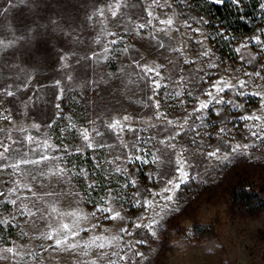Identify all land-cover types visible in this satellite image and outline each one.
<instances>
[{
	"label": "rangeland",
	"instance_id": "374dc122",
	"mask_svg": "<svg viewBox=\"0 0 264 264\" xmlns=\"http://www.w3.org/2000/svg\"><path fill=\"white\" fill-rule=\"evenodd\" d=\"M254 1L241 0L239 6L249 5L255 25L250 30L232 33L219 21L211 23L207 6L213 0H185L183 3L171 0L172 9L161 11H167L169 15L175 12L173 19L180 31H172L170 40L164 33H157L165 41L164 49H159L148 35L150 28L141 30L139 36L122 32V41L112 47L119 49L127 44L128 53L113 52L107 62L98 63L85 58L93 51L99 52L104 43L103 38L101 44L93 43L100 26H89L87 21L92 0H11V3L0 0V9H7L0 15V39L7 42L13 36L25 37L15 46L0 51V88L11 84L15 90L27 83V87L16 92L15 96L0 97L4 101L0 112L10 114L16 126L28 127V133L13 132V138L31 134L39 141L47 140L52 146L47 151L62 157L61 161L49 162L60 163L71 177L70 181L59 184L55 183V177L50 178L51 186L57 192L67 190L59 197V207L78 209L88 215V220L81 221V227L98 226L81 232L76 237L78 241L94 235L120 237L114 241L119 248L104 250L119 255L126 253V261L111 256V259L118 260V264H264V210L241 205L230 195L235 180L247 171L252 172L257 180H264V140H254L250 135L249 126L255 121L241 119L244 115L264 113V95L252 94H264V0H256V8L252 6ZM128 3V14L142 21L137 0H128ZM133 3H137L135 9L131 7ZM53 20L55 25L51 23ZM185 22L191 28L185 27ZM68 31L71 36L64 35ZM184 33H187L186 37ZM73 36L79 39L75 40ZM169 44L182 45L184 55L169 51ZM61 49L75 55L62 62ZM205 50L209 51L208 56L202 55ZM138 58L141 65H164L160 69L162 87L154 99H149L153 96L150 81L141 79L143 73L131 63ZM62 63L69 66L62 67ZM257 72L259 76L255 75ZM221 79L231 81L233 85L240 79L249 83L244 89L226 88L217 94L212 85ZM165 84L167 87H163ZM209 90L214 96L232 103L213 101L205 114L194 112L200 101L211 99L204 94ZM238 91L245 94L237 95ZM155 101L160 102L159 110L154 106ZM217 111L219 115H216ZM160 113L174 122L188 118L187 127L193 122L200 125V135L193 143L194 133L186 130L174 141L177 150L181 145L188 149L185 157L194 165L189 169L192 179L181 186L174 203L160 210L162 219L157 217L160 222L153 229L156 233L153 236L144 227H134L141 216L153 213L151 209L134 206L133 194L139 190L141 201L147 197L163 204L159 197L150 195V192H159L162 183L150 180L148 174L159 171L161 175H172L174 166L171 163L153 164L151 159L153 153L165 161L172 158L170 150L166 153L159 141L176 129L168 126L163 116L156 119ZM124 115L132 118L128 122L130 128L126 127L117 136L105 126V122ZM200 115H204L203 124L196 119ZM34 124L40 125L39 130L31 127ZM12 126L0 119V127L8 129ZM85 128L94 144L103 143L106 147L96 150L85 147L81 134ZM93 128L102 135L96 136ZM220 128L226 129L227 134L218 135ZM235 144L249 147L233 153L231 147ZM133 145L144 151L137 152ZM12 147L27 151L31 157L30 147L35 145L29 146L20 139ZM216 147L221 153H229L228 160L201 154V151ZM76 149H82V152L78 153ZM130 151L143 156L149 163L134 161L122 165L127 168L128 177L137 182L135 187L129 184L125 188L123 185L128 179L115 171L122 163L115 161V157H123ZM108 161L114 162L109 164ZM8 172L0 175V187L4 189L11 187L10 183L4 182L13 179ZM92 181H95V187L90 189L88 184ZM44 185L43 189L37 190H48L49 180H44ZM109 196L114 198L111 206L120 210L124 219L109 220L96 211L98 207L106 206ZM14 211L11 205L0 204L3 216L10 217ZM26 219L19 217L16 227L0 226V246L21 245L25 252L22 260L10 258L0 260V264H87L97 259L99 250L95 248L88 250V256L80 255L82 250L79 248L68 251L57 248L54 241L40 237L41 232L48 231L43 222L33 227L25 223ZM195 222L205 225V231L196 229ZM143 223L147 224L148 220ZM122 228L128 229L131 235L122 233ZM137 252L143 255H137ZM107 261L106 257L103 261L98 260V264H107Z\"/></svg>",
	"mask_w": 264,
	"mask_h": 264
},
{
	"label": "snow or ice",
	"instance_id": "6c2138e0",
	"mask_svg": "<svg viewBox=\"0 0 264 264\" xmlns=\"http://www.w3.org/2000/svg\"><path fill=\"white\" fill-rule=\"evenodd\" d=\"M185 2V0H181V3ZM214 3L223 4L225 0H213ZM241 0H232L233 4L237 6L240 4ZM11 3V0H9ZM137 3L140 5L139 16L142 17V21L140 19H134L132 16L128 14L127 9L129 8L128 0H92V7L90 12L87 15V21L89 22V26L99 25V32L95 36L93 43L101 44V39H104V43L99 52L93 51L91 55L85 57L88 60H93L98 63L107 62L109 60V54L113 52H120L122 54H127L129 51V46L125 44L122 48L116 49L113 48V45L120 43L123 39L122 32L128 33L133 32L135 35L139 36L141 30L145 28H150L151 31L148 35L151 37L153 41L156 42V45L159 49L165 48V41L163 38L158 37L157 33H164L165 36L171 39L170 33L172 31H180V26L177 25V22L173 19L175 12L173 11L171 15L168 14L167 11H161L166 9H172L171 0H137ZM137 3H133L131 7L135 9L137 7ZM264 7V6H262ZM7 9H0V15L3 14ZM95 21V24L92 22ZM155 21V23H154ZM53 25L56 24V21H51ZM185 27L191 28V25L185 22ZM193 31H199L198 29H193ZM65 36H71V31L65 32ZM183 36H187V33H184ZM108 37H113V39H108ZM75 40H78V36L72 37ZM25 37L21 36H13L12 39L5 42L4 39H0V51L7 50L10 47L15 46L20 41L24 40ZM257 43H259V38H256ZM203 44V41H200ZM169 51L171 52H179L181 56L184 55V47L180 46H172L169 44ZM61 61L66 62L72 58L75 53L70 51H64L61 49ZM239 51V50H237ZM202 55L208 56L209 51L205 50ZM79 61H77L78 63ZM187 63V61H185ZM132 65L136 68L140 69V72L143 73L141 79L147 78L150 81L149 87L153 91V96H150L149 99H154V96L158 94V90L162 87L161 81L163 80V76L161 75L160 69L164 67V65L156 64L154 66H149L147 64L141 65L139 58L131 61ZM67 63H62V67H68ZM212 65H210L211 67ZM110 75V74H107ZM251 75V74H247ZM256 76L260 74L255 73ZM154 77H160L159 80L154 79ZM71 76H68V79L71 80ZM182 77L181 81L182 82ZM59 81H57V85H59ZM89 83H93L89 81ZM248 81L240 79L236 85H233L231 81H226L221 79L220 81L215 82L212 87L215 89L217 94L223 93L226 88H237L244 89L248 84ZM27 83L17 86L15 90L11 84L6 87L0 88V97H13L16 95V92L20 91L22 88H26ZM163 87H167V85H163ZM191 94V93H189ZM206 96L210 97V100L200 101L198 106L193 110L194 112H199L205 114L209 109L210 104L215 101L217 104L224 103H232L231 101H225L222 97L218 98L213 95L211 90L206 91L204 93ZM245 93L237 92V95H243ZM253 95H264L258 93H252ZM177 96L180 95L179 92L176 93ZM4 103L3 99H0V105ZM157 110H159L160 102L155 101V105ZM236 107H240L239 105H234ZM59 107V105H57ZM10 112V110H5ZM192 114H189V117ZM216 115H219V111L216 112ZM166 121L168 126H172L176 129L174 132L170 133L168 136L164 137L159 141L161 145L164 146V150L167 153L170 150L171 159L165 161L161 159L160 156H157L155 153L152 154L151 163L153 164H161L163 165L165 162L171 163L174 167L172 170V175H161L159 171L156 173H149L148 178L150 180L156 181L157 183H162V188L159 192H150L152 197H159L163 204L155 201L154 199H148L145 197L143 201L140 200V191L137 190L133 195L135 197L134 206L143 207L144 209H151L153 215H143L139 218L140 222H136L134 224L135 228L144 227L151 231L152 235L155 236L156 233L153 231L159 224V220L157 217L162 219V208H167L170 203L175 202L176 193L181 189V186L188 183L190 179H192V173L189 171L190 168L194 167L193 164L190 163L189 158L185 157V152L188 149L181 145L179 150H177V144L174 143L176 138L181 136L186 130L194 133L193 135V143L196 142V136H199L200 133L198 128L200 125L193 124L190 127L188 126V118H185L182 121L174 122L171 119H168L166 115L160 113L157 115L156 119H161V117ZM0 119L7 121L12 127L5 129L0 127V133H3V136H0V175L8 172V175L13 177L11 181H5L4 183H10L11 187L4 189L0 187V204L7 203L11 205L15 211L10 214V217L3 216L0 213V226L7 228L9 225L13 227L18 226V218L26 217L25 223L31 224L33 227L37 225L38 222H43L45 224L46 229L48 231L41 232L40 237L54 241V244L57 248L63 247L65 251L75 250L77 248L81 249L80 255L88 256L89 249L95 248L99 250L97 259H92L87 264H98V260L103 261L106 257L108 258L107 264H118V260L126 261L127 254L119 255L117 252L109 253L104 251L106 248L110 247H118V244H114V241L120 239V237L113 236L111 238H105L103 235H94L87 240L78 241L76 239L77 236L80 235L81 232L91 231L98 227L96 224H92L91 227H81V221L88 220V215L82 213L78 209H69V208H60L59 207V197L64 194L67 190L62 189L60 192H57L54 187L51 186L52 182L50 178L55 177V183L59 184L62 181L71 179L70 176H67V169L62 167L60 163H49L50 161H61L62 157L53 156L47 150L52 147L48 144L47 140L39 141L31 134L24 135L22 138L16 139L13 138V132L17 133H28V127L20 124L18 126L15 125V122L12 120L11 115H4L0 112ZM131 117L128 115H124L121 118H113L111 122H105V126L111 129L117 136L122 133L125 128H130V124L128 122L131 121ZM197 120L203 124L204 115H200L196 117ZM242 120L245 121H255L256 123L251 124L249 126L250 135L254 140H264V113L261 115H257L255 113L251 115H244L241 117ZM31 127L39 130L40 125L34 124ZM206 127V125H205ZM134 130V129H133ZM93 132H95L96 136L102 135V133L93 128ZM83 139L85 141V147L96 150L100 148L106 147L105 144H94L93 139L90 137V133L88 129H83L81 132ZM227 134L226 129L220 128L218 135ZM22 139L24 143L27 145H35V147H30V151L32 156L30 157L27 151H21L18 148L12 147L16 145L19 140ZM7 141V142H6ZM125 148L128 147L127 144L124 145ZM107 147H111V145H107ZM211 148V145L207 146ZM249 147V145H241L235 144L231 147V152H238L241 148L245 150ZM133 148L137 152H143L142 148L133 145ZM55 151V149H53ZM76 151L82 152V149H76ZM157 151H161L157 149ZM197 151H201V149H197ZM10 153L14 155H10ZM195 153H190V155H194ZM202 155H206L209 158H219L222 160H228L229 153H221V149L216 147L210 151H201ZM115 161H121V165L115 168V171L118 173H122L127 179L128 183L123 185V187L127 188L129 184L133 187L136 186V180L134 178L128 177V170L124 168L122 165L134 161H140L141 163H149L147 159H145L141 155H134L131 151L126 153L123 157L116 156ZM114 161H108L109 164H112ZM85 180H87V174L84 176ZM44 180H49L50 187L46 191H38L37 189H43L45 187ZM35 186V187H34ZM95 181H92L88 184V188H94ZM75 190L73 189V192ZM28 193L30 195H26ZM167 194V195H165ZM76 195H79L78 193ZM48 197H52L53 199L49 200ZM113 197L109 196V200L105 201L104 207H98L96 209L97 212H101L105 215L106 219L109 220H117L124 219L121 216V211L116 210L111 206V200ZM94 217L95 212L91 213ZM67 220V222H65ZM148 220L147 224H144L143 221ZM17 222V223H14ZM122 233H131L126 228H122L120 230ZM23 232V228H22ZM27 235L28 233H23ZM39 238V237H37ZM72 241L71 243L69 241ZM142 243V241H140ZM120 251H123L120 248ZM7 254V255H6ZM25 255L24 246L13 244L10 247H2L0 246V260L10 259V258H20L23 259ZM137 255H143L142 253L137 252ZM111 256H118V260L111 259Z\"/></svg>",
	"mask_w": 264,
	"mask_h": 264
},
{
	"label": "trees",
	"instance_id": "16d2710c",
	"mask_svg": "<svg viewBox=\"0 0 264 264\" xmlns=\"http://www.w3.org/2000/svg\"><path fill=\"white\" fill-rule=\"evenodd\" d=\"M257 3L255 0L252 6L256 8ZM248 9L249 5L237 6L230 0H225L223 4L212 2L207 6L211 23L212 21H219L225 26V30L232 31V33L250 30L255 25L256 22L252 20L253 12ZM246 177L247 179H245ZM230 195L235 202L241 205L264 210V180H257L250 171L235 180ZM194 226L199 231H205V225L200 222H195Z\"/></svg>",
	"mask_w": 264,
	"mask_h": 264
}]
</instances>
